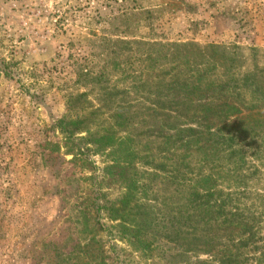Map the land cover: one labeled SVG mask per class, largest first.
<instances>
[{
  "label": "rangeland",
  "instance_id": "374dc122",
  "mask_svg": "<svg viewBox=\"0 0 264 264\" xmlns=\"http://www.w3.org/2000/svg\"><path fill=\"white\" fill-rule=\"evenodd\" d=\"M156 43L176 44L191 64L208 46L223 48L233 82L218 68L201 86L216 81V90L187 94L189 80L172 88L171 78L197 75L190 66L169 69L162 83L149 78L154 96L123 93L120 74L129 64L139 72L140 53ZM78 66L113 80L85 86ZM193 104L216 112L175 115ZM66 117L98 137L128 138L141 160L123 220L133 244L109 237L120 221L106 209L125 192L105 171L115 150L92 153L83 132L73 150L86 151L74 161L57 128ZM256 120L264 122V0H0V264H76L81 251V263L94 264L100 245L107 264H264V132L254 142L249 130L237 133ZM84 198L103 226L94 239L78 234Z\"/></svg>",
  "mask_w": 264,
  "mask_h": 264
},
{
  "label": "trees",
  "instance_id": "16d2710c",
  "mask_svg": "<svg viewBox=\"0 0 264 264\" xmlns=\"http://www.w3.org/2000/svg\"><path fill=\"white\" fill-rule=\"evenodd\" d=\"M135 44H138L135 43ZM140 44V43H139ZM140 45L147 47V43H141ZM185 46V45H183ZM182 47V46H181ZM149 49L146 50L143 54L140 53L139 59L137 63L139 64V72L133 74V71H131V67L128 65L126 68L125 72L121 73V80L124 81L126 84V80H129V85L130 86H124L125 90H123V93L126 91L133 93H150L149 95H153V92H149L148 88L150 87L148 85L149 78H161V83L166 80V77H168L171 72L170 70H174L178 68H190L191 67H196L197 69L190 70L188 69L187 73L188 75L190 74H196L197 75H191V77H188L187 80H185L186 84H179V81H176L175 78H171L169 84L170 86H173L172 88L181 87L180 85H184L183 87H188L189 83L191 82L192 86L190 90H186L187 94H191L192 92L198 94L203 91H208L210 89L215 88L216 90V81H213L212 83L208 82V86L206 87L204 84V88L202 89V83L205 81L204 77L207 76L208 71H216L219 70L218 68L223 69V72L221 73L222 75L227 76L228 82H233L234 75L232 73L233 67V59L229 58L227 59V53L223 50V48H220L218 46H208L206 49H208L209 52L204 53L205 56H202L201 58V53H199L198 61L201 62L200 64H191V60L188 58V56L177 52L179 46H176V44H160L156 43L153 45H149ZM199 65V66H195ZM204 66V69L198 70L200 67ZM119 69V66L115 67V70ZM169 72L166 74V70ZM119 71V70H118ZM116 72L117 74L119 72ZM165 72V74H164ZM125 74V75H124ZM183 74V73H182ZM77 81L79 83H84L85 86L88 84H92L93 81H102V83H106L107 81L113 80V75H106V74H100L97 77L93 76V72L87 70L83 66H78L77 67ZM124 75V76H123ZM129 75V76H127ZM185 75V73H184ZM203 75V77H202ZM187 78V77H186ZM104 80V81H103ZM216 80V78H215ZM220 81V80H219ZM247 81V80H246ZM139 84H141L139 86ZM155 86V91H161L163 87L161 84L159 85H154ZM167 88V87H166ZM171 88V89H172ZM181 89H183L181 87ZM145 96V94H141ZM195 95V94H193ZM154 104V103H153ZM156 105V104H155ZM67 107L69 110L72 109V106L70 104H67ZM191 110H183L182 113H176L172 108H162L161 109L164 112H174L175 115L178 117H187L189 115H192V117H195L197 113L200 114H205L204 119H208L207 116L210 114L215 113L216 107L212 104H206L200 107L198 109L194 104L190 106ZM228 113H238V109L235 107H229L228 108ZM177 117V118H178ZM251 117V116H249ZM125 121V118H123L122 115L115 116V119ZM245 119V118H243ZM214 120V119H213ZM213 120H207L208 122H211L213 125ZM246 123H242L241 125H246ZM81 121L80 120H73L70 117L62 118L57 122V128L60 130L61 133L64 134L65 139L67 140L69 146L71 149H69L70 154L73 156V160L75 161L77 158H80L81 156H84V152L86 151L83 147H77L76 150H73L75 145H76V139L77 136L81 133H86L87 138H81L79 141L85 142L86 145H90L92 147L91 152L94 154H98L100 151H103L104 149H110L115 150L114 152L110 153V157H113L114 160L112 161L114 164L111 166H108L105 168L106 175L110 176L112 178V181L109 182V185H118L121 184V187L124 188V194L123 196L117 201V205L111 204L106 210L108 212L107 218L110 221H117L119 220L120 223L113 228V232H109V237H118V238H126L127 242L133 244L131 241L134 239V234H136L135 229L131 227H126L123 225L124 219L127 213V210L129 209V206L132 204V202L135 199L136 193L138 192V187H137V180L136 177L138 176V172L134 168L135 164L141 160L138 161V158L133 151V149L130 147V141L127 138L123 142L120 139H117L114 134H107L106 136L98 137L96 134L90 133V128L82 130L80 127ZM257 125V126H255ZM251 126H254L252 128L244 126L240 131H237V133L242 134L246 133L249 130V136L246 139H250L252 142L255 140V136L258 132H264V122L262 120H256V123ZM250 128V129H249ZM206 130L210 131V127H206ZM218 127H216V130ZM119 154V156H115ZM120 155H123L121 158ZM115 156V157H114ZM121 162V163H120ZM148 167L149 165L152 164H145ZM117 166V167H116ZM115 171V173H114ZM157 171L164 173V168L161 167V169H158ZM143 187H141L142 189ZM99 189L97 190V192ZM102 198V197H100ZM99 199V198H97ZM95 198V200H97ZM90 199L84 198L83 202H80V205L77 208V214H76V225L78 227V234L82 240H85L87 237H90L91 239H94L95 237L98 236V234H101L103 231V226L100 224V219L98 216H91V209L94 206V203L91 204L89 202ZM100 209V208H99ZM95 212L98 213V210L95 209ZM264 215V213H260V216ZM110 228V229H111ZM111 235V236H110ZM112 238V237H111ZM114 239V238H113ZM139 244V241L135 242ZM82 245H79V249H83L81 247ZM84 246H88L87 243L83 244ZM81 247V248H80ZM98 249L96 250V254L93 256L92 262H95L94 264H107V262L112 260V257L109 255V252L105 250V247L103 245H100L97 247ZM80 261H77L76 264H82L81 262L85 260L86 252L81 251L78 253L76 259H79ZM73 258H70L69 261H72ZM257 260V259H256ZM260 263V261L257 262V264Z\"/></svg>",
  "mask_w": 264,
  "mask_h": 264
}]
</instances>
